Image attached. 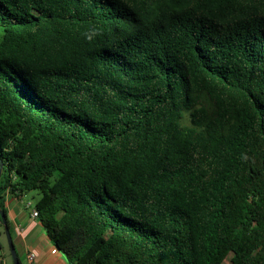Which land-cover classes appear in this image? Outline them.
<instances>
[{
  "label": "trees",
  "instance_id": "obj_1",
  "mask_svg": "<svg viewBox=\"0 0 264 264\" xmlns=\"http://www.w3.org/2000/svg\"><path fill=\"white\" fill-rule=\"evenodd\" d=\"M0 30L6 217L38 191L70 264H264V0H0Z\"/></svg>",
  "mask_w": 264,
  "mask_h": 264
},
{
  "label": "crops",
  "instance_id": "obj_2",
  "mask_svg": "<svg viewBox=\"0 0 264 264\" xmlns=\"http://www.w3.org/2000/svg\"><path fill=\"white\" fill-rule=\"evenodd\" d=\"M29 200L27 193L21 196L9 193L5 201L7 220L20 264H70L48 237L40 218L32 215L37 200ZM0 249L3 250L1 244ZM0 264H8L4 255L0 256Z\"/></svg>",
  "mask_w": 264,
  "mask_h": 264
},
{
  "label": "rangeland",
  "instance_id": "obj_3",
  "mask_svg": "<svg viewBox=\"0 0 264 264\" xmlns=\"http://www.w3.org/2000/svg\"><path fill=\"white\" fill-rule=\"evenodd\" d=\"M3 36V32L2 30H0V40ZM185 123H189V121L186 119ZM27 197L30 199L29 201H36L38 200V198L40 197V194L38 191L33 190V191H29L27 192ZM0 244L3 247V250L0 249V256L4 255L8 264H13V257H12V253L10 250V246H9V241L7 238V235L5 233V229L4 227L0 224ZM230 258L231 255L228 256V258L222 263V264H229L230 263Z\"/></svg>",
  "mask_w": 264,
  "mask_h": 264
},
{
  "label": "water",
  "instance_id": "obj_4",
  "mask_svg": "<svg viewBox=\"0 0 264 264\" xmlns=\"http://www.w3.org/2000/svg\"><path fill=\"white\" fill-rule=\"evenodd\" d=\"M3 166H4V163H3L2 158L0 157V177H1L2 172H3ZM0 214H1L2 224L4 226L5 233L7 235L8 241H9V246H10V250L12 253V257H13V264H20L19 256L17 254L16 248H15V245L13 242V238H12V234H11L10 227L8 224V220H7L5 212L1 209V207H0Z\"/></svg>",
  "mask_w": 264,
  "mask_h": 264
},
{
  "label": "clouds",
  "instance_id": "obj_5",
  "mask_svg": "<svg viewBox=\"0 0 264 264\" xmlns=\"http://www.w3.org/2000/svg\"><path fill=\"white\" fill-rule=\"evenodd\" d=\"M99 31L97 29H93L90 34H88V38L92 39L93 36L98 35Z\"/></svg>",
  "mask_w": 264,
  "mask_h": 264
},
{
  "label": "built area",
  "instance_id": "obj_6",
  "mask_svg": "<svg viewBox=\"0 0 264 264\" xmlns=\"http://www.w3.org/2000/svg\"><path fill=\"white\" fill-rule=\"evenodd\" d=\"M31 203L29 202L28 205H30ZM32 215L37 217L38 216V211L36 209H33L32 211ZM30 257H32V255L30 254Z\"/></svg>",
  "mask_w": 264,
  "mask_h": 264
}]
</instances>
